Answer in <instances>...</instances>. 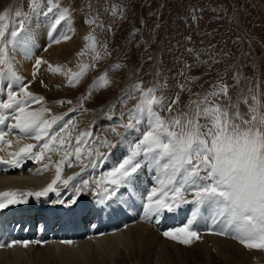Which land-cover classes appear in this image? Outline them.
<instances>
[{
  "label": "rangeland",
  "instance_id": "1",
  "mask_svg": "<svg viewBox=\"0 0 264 264\" xmlns=\"http://www.w3.org/2000/svg\"><path fill=\"white\" fill-rule=\"evenodd\" d=\"M53 2L59 5L54 13L69 10L70 20L61 22L56 29L70 38L57 51H42L38 60L43 62L35 66L33 77L16 66L14 58L19 47L13 50L9 45L13 69L22 79L7 77L21 101L28 100L21 88L43 98L39 103L30 102V111L47 108L43 119L58 118L49 134L59 132L57 140L68 137L65 147L71 144L72 167L97 164L90 170L98 188L112 187L107 183L108 174L130 155L132 146L147 130L146 122L131 129L122 126L135 123L129 120V113L141 97V92H133L136 84L144 90L156 89L164 107L171 105L170 112H159L165 121L183 113L191 114L193 102L202 100L221 83L228 86L231 103L239 105L245 119L250 118L252 96L260 101L259 111L264 114V0H41L36 13L32 11L31 0H0V14L9 13L7 32L20 23L24 26L22 35L35 25L52 28L54 13H43ZM17 12L21 15L17 16ZM89 37L95 38V48ZM97 54L99 60L95 58ZM83 66H88L87 72L75 86H70L71 74L79 73ZM53 68L61 71L54 72ZM105 73L108 86L95 88ZM126 84L131 88L126 91V86L124 91ZM177 97L178 102L173 103ZM245 99L248 103H244ZM214 102L227 106L229 100L220 96ZM62 127L66 130L61 131ZM83 132L91 136L79 145L83 151L78 161L72 152ZM103 141L114 147H105ZM43 142L30 139L28 145H36L32 152L37 153ZM52 147L58 150L45 149L43 158L33 159L34 164H30L33 167L28 163L27 167L48 165L63 149L59 145ZM94 149L105 154L103 160L90 161L85 155ZM137 159L142 160L143 156ZM146 166L142 165L137 173ZM189 197L193 199L192 195L186 196ZM190 245L191 264H208L204 251L191 249ZM261 251L264 264V249ZM211 261L227 264L215 253Z\"/></svg>",
  "mask_w": 264,
  "mask_h": 264
},
{
  "label": "snow or ice",
  "instance_id": "2",
  "mask_svg": "<svg viewBox=\"0 0 264 264\" xmlns=\"http://www.w3.org/2000/svg\"><path fill=\"white\" fill-rule=\"evenodd\" d=\"M31 7L34 13L39 12L41 0H31ZM58 8L59 5L55 2L50 3L47 12L43 14L54 13ZM16 15L20 16L21 13L17 12ZM69 20L68 9L56 11L52 30L54 31L61 22ZM8 21V12L0 14V80L10 76L16 81H21L22 78L17 76L13 69L9 57V45L13 50L17 47L27 50L29 41L26 35H22L23 23L7 32ZM94 22L88 21V23ZM63 38L70 37L65 35ZM89 39L92 41V47L95 48V38L89 37ZM54 43H60V40H55ZM95 58L99 60V54ZM42 62L38 60L36 66L39 67ZM52 70L61 71L59 68ZM87 70L88 66H83L79 73H72L69 85L75 86ZM108 84L109 80L105 73L94 87H106ZM215 88V91L202 100L193 102L195 107L190 109L191 114L183 113L165 121L159 112L164 110L170 112L171 105L164 107L163 98L155 94L156 89L144 90L140 84L134 85L133 92H141L139 103L129 113V120L135 123L130 122L122 126L131 129L136 124L146 122L148 127L139 141L132 146L130 155L108 174L110 179L107 183L114 187H105L95 193L98 197L97 203L104 204L112 200L121 186L130 187L135 179L134 174L142 165H147L149 168L157 169L161 175L158 178L159 187H153L144 198L146 220L151 221L153 217L159 218L165 213L176 212L185 204L195 205L192 218L180 228L165 231L164 236L185 245H190L194 239H199L200 232L193 225L200 209L207 206L210 213V229L214 234L231 236L249 249H264V114L259 111L260 101L256 96H252L254 103L249 106L250 118L245 119L239 112V105L231 103L228 86L221 83ZM21 91L28 100H17L18 93L9 92L7 102H0V143L11 146V142L5 141L4 137L12 130H17L26 139L44 142L39 145L37 153L32 152L36 145L31 144L24 146L20 153H9L13 166H19L16 159L21 153L31 159H42L45 149L58 150L52 147L53 145H59L65 151L70 149V143L65 147V140L68 137L57 140L59 132L49 134L58 118L43 119L45 113L49 111L47 108L27 111L30 102L39 103L43 98L33 96L26 88H21ZM220 96L229 100L227 106L214 102V98ZM128 98H131V94ZM178 99L177 97L173 103L178 102ZM244 103H248L247 99ZM233 108L235 111H230ZM201 120L205 122L201 123ZM63 130L66 129L62 127L61 131ZM90 136L91 133L83 132L75 141L77 147L72 154L78 161L81 160L83 151L79 145ZM102 143L105 147H114L108 141ZM85 155L92 161L103 160L105 154L99 149H94L87 151ZM141 155L143 159H137ZM0 163L7 161L0 158ZM91 166L96 167L97 164L92 163ZM70 180L72 177L60 181V168L57 167L56 179L41 192L0 193V210L9 205L27 202L26 199L17 197L39 198L49 192H56L59 195L55 187L57 182L67 186ZM83 187L88 188L87 181L84 182ZM80 191V188H76L75 194L78 196ZM187 195H192L193 199H186ZM75 202V200L71 201L73 204ZM16 243L12 242L8 246L13 247ZM29 243L31 242L25 241L23 246L27 247Z\"/></svg>",
  "mask_w": 264,
  "mask_h": 264
},
{
  "label": "bare ground",
  "instance_id": "3",
  "mask_svg": "<svg viewBox=\"0 0 264 264\" xmlns=\"http://www.w3.org/2000/svg\"><path fill=\"white\" fill-rule=\"evenodd\" d=\"M31 29L26 34L29 41L27 50L19 47L14 58L16 66L28 77H33L36 62L42 51H57L63 46L65 40L62 36L63 32L60 34L56 28L53 31L51 26L35 25ZM55 40H60V43H54ZM50 79L53 83V78ZM9 92L15 93V87L12 85V80L6 76L0 80V102H7ZM16 99L20 100L18 96ZM30 109L32 108L29 106L27 111ZM99 124L102 125L103 122ZM4 140L10 141L11 146L4 143L8 147L1 150L0 158L7 163H0V193L41 192L56 179L57 167L60 168V181L67 180L69 177H72V180L67 186L57 182L55 187L59 195L56 192H49L46 196L39 198L17 197L26 199L27 202L9 205L0 210V235L10 237L17 242L15 246L9 247L8 241L3 239L1 243L0 239V245H4L0 247V264H191L190 255L193 251L190 252L189 245L185 247L167 238L163 233L184 226L192 218L194 204H185L176 212L165 213L159 218L153 217L151 221L144 218V198L153 187H159L158 178L161 174L157 169L145 167L140 173L134 175L135 179L130 187L121 186L112 200L99 204L95 193L100 190L96 188L90 177L93 171L90 170V163L79 168L73 166V168L69 149L67 151L62 149L47 167L40 165L32 169L28 168L25 162L29 157L24 153L16 159L19 166H13L9 153H20L30 139L24 138L23 134L18 133L17 130H12ZM59 158L64 162L58 164ZM85 181L88 184L87 189L83 187ZM76 188L82 190L78 196L73 195ZM85 190L89 191L88 196L87 193L84 194ZM127 194L131 197L130 204L125 199ZM83 196L89 198L91 204L84 203L78 213L69 218L65 232L61 226L55 234H52L54 231L46 234L50 228L42 227L39 239L36 237L27 239L23 233L25 224L22 222L19 226L7 224L1 215L2 212H5L7 216L24 214L25 211L28 212L24 208L29 206L30 211L46 212L48 218L56 221L57 214L63 212L58 210L60 206L67 207V212L63 213L67 218L74 208L71 201L77 198L83 199ZM21 206L23 209L20 208ZM113 206H117L118 211H112L110 208H114ZM86 210L87 216L81 220V213ZM209 215L207 206L200 209L193 225L200 232V236L199 239L192 241L191 249L192 247L202 249L208 264H212V253L221 257L227 264H263L260 248L249 249L231 236L214 234L210 229ZM87 217L90 219L88 223H86ZM43 230L46 231L45 234ZM68 231L70 233H67ZM25 241L31 243L24 247ZM66 241L72 243H64Z\"/></svg>",
  "mask_w": 264,
  "mask_h": 264
}]
</instances>
